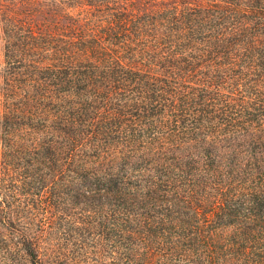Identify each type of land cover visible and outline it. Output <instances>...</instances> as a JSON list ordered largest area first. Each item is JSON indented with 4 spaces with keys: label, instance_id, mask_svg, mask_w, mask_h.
<instances>
[{
    "label": "trees",
    "instance_id": "trees-1",
    "mask_svg": "<svg viewBox=\"0 0 264 264\" xmlns=\"http://www.w3.org/2000/svg\"><path fill=\"white\" fill-rule=\"evenodd\" d=\"M1 51L111 264H264V0H0Z\"/></svg>",
    "mask_w": 264,
    "mask_h": 264
},
{
    "label": "rangeland",
    "instance_id": "rangeland-1",
    "mask_svg": "<svg viewBox=\"0 0 264 264\" xmlns=\"http://www.w3.org/2000/svg\"><path fill=\"white\" fill-rule=\"evenodd\" d=\"M3 72L8 71L1 51V79ZM1 102L0 264H32L21 236L26 228L40 247L44 264H111L119 250L107 228V214L93 215L89 224L81 225L83 216L74 204L75 182L66 181L65 188L56 157L53 162L44 155L45 129L30 133L25 127L4 126Z\"/></svg>",
    "mask_w": 264,
    "mask_h": 264
}]
</instances>
